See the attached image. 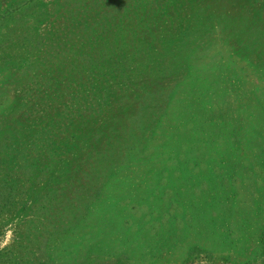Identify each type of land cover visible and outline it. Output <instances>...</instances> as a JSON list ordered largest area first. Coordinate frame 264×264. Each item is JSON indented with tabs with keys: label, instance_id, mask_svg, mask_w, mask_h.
<instances>
[{
	"label": "rangeland",
	"instance_id": "rangeland-1",
	"mask_svg": "<svg viewBox=\"0 0 264 264\" xmlns=\"http://www.w3.org/2000/svg\"><path fill=\"white\" fill-rule=\"evenodd\" d=\"M0 264H264V0H0Z\"/></svg>",
	"mask_w": 264,
	"mask_h": 264
}]
</instances>
